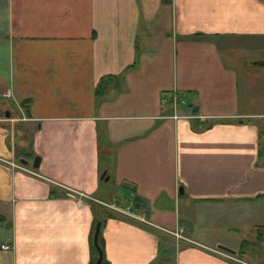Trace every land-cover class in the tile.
<instances>
[{
  "label": "crops",
  "instance_id": "1",
  "mask_svg": "<svg viewBox=\"0 0 264 264\" xmlns=\"http://www.w3.org/2000/svg\"><path fill=\"white\" fill-rule=\"evenodd\" d=\"M259 59L264 0H0V264H90L98 219L108 264H237Z\"/></svg>",
  "mask_w": 264,
  "mask_h": 264
},
{
  "label": "rangeland",
  "instance_id": "2",
  "mask_svg": "<svg viewBox=\"0 0 264 264\" xmlns=\"http://www.w3.org/2000/svg\"><path fill=\"white\" fill-rule=\"evenodd\" d=\"M256 64H260L259 66L262 67V65H264V59H259ZM256 71H260V75L264 77L263 70L257 69ZM249 72L256 76L258 73V72H251V71ZM18 119H21V117H19ZM19 121L20 120H17V122ZM17 129L18 127H16V130ZM18 143H20V139H18ZM112 197L113 196L109 198H112ZM111 200H114V199H111ZM115 201L120 205L126 204V200H123V201L115 200ZM113 202L114 201H103V200L98 201V203L101 206H103L104 211L111 210L110 208L112 205L109 203H113ZM257 202L258 200L255 199L252 202V204L249 205V211H248L249 216L245 217L244 219L245 221L242 222L241 226H238L236 228L235 225H231L233 226L232 228L234 230L224 233V235H226V239L230 242L229 244L234 245L232 246V248L237 250L236 255L238 257L234 256L235 255L233 254L234 252H232V254L230 253L228 254L229 256L234 258L236 262H238L237 264H264V204H259V203L257 204ZM104 211H102V213L105 214ZM245 212L247 213V210H245Z\"/></svg>",
  "mask_w": 264,
  "mask_h": 264
},
{
  "label": "trees",
  "instance_id": "3",
  "mask_svg": "<svg viewBox=\"0 0 264 264\" xmlns=\"http://www.w3.org/2000/svg\"><path fill=\"white\" fill-rule=\"evenodd\" d=\"M110 77H112L111 75H106L104 77H101L99 79V81L97 82L96 84V90H95V94L96 96L100 97L101 94L104 92L105 88L107 87V82H108V79H110ZM118 77V76H116ZM113 81H115V83L113 84H117L118 86V80L116 78H112L110 79V82L112 83ZM22 104H23V107L24 109H28V101L27 100H22ZM133 204H134V207L137 209H139L140 211H146V203L144 202L143 199H141L139 196H136L133 198ZM105 213H108L110 214V210H106L104 211ZM99 220V219H98ZM93 234V233H92ZM91 238H92V235H91ZM98 240H99V244L102 248V251H103V243H102V240L100 239V237L98 236ZM91 242L90 243V247H91V260H90V264H97L96 263V259L98 257V253H97V249L95 248L94 244H93V240L91 239ZM98 264H108V262L104 259V257L102 256V260L100 263Z\"/></svg>",
  "mask_w": 264,
  "mask_h": 264
},
{
  "label": "water",
  "instance_id": "4",
  "mask_svg": "<svg viewBox=\"0 0 264 264\" xmlns=\"http://www.w3.org/2000/svg\"><path fill=\"white\" fill-rule=\"evenodd\" d=\"M26 160L27 159H24V158L22 159V161H24V162H26ZM39 161H40L39 155H34L31 165L33 167H38ZM104 173H105V170L102 171L101 176H103ZM100 225H101V221L98 220L95 223V227H94V231H93V235H92L93 244H94L95 248L97 249V253H98V257L96 259L97 264L101 262L102 256H103V251H102V248H101V246L99 244V240H98ZM217 247L222 248V249L229 251V252H235L236 251L234 248H232L226 244H223V243H217Z\"/></svg>",
  "mask_w": 264,
  "mask_h": 264
},
{
  "label": "built area",
  "instance_id": "5",
  "mask_svg": "<svg viewBox=\"0 0 264 264\" xmlns=\"http://www.w3.org/2000/svg\"><path fill=\"white\" fill-rule=\"evenodd\" d=\"M5 94H9V93H5ZM174 116H176L175 114H174ZM16 165H18V166H20V167H24L23 165H20V164H16ZM25 168V167H24ZM27 169H29V168H27ZM31 170V169H30ZM132 214V213H131ZM132 215H134V214H132ZM10 245L8 244V243H4V244H2V247H4V248H8Z\"/></svg>",
  "mask_w": 264,
  "mask_h": 264
}]
</instances>
